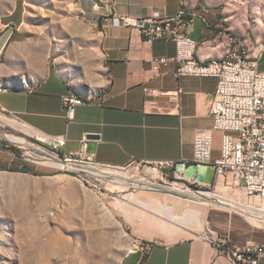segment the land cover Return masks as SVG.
Returning <instances> with one entry per match:
<instances>
[{
	"label": "crops",
	"instance_id": "crops-1",
	"mask_svg": "<svg viewBox=\"0 0 264 264\" xmlns=\"http://www.w3.org/2000/svg\"><path fill=\"white\" fill-rule=\"evenodd\" d=\"M91 1L87 10L92 8L94 15L91 26L97 39L98 67L90 81L93 88L83 97L85 104L76 109L75 121L68 124L64 118L63 98L79 95V90L58 67L49 42L27 36L23 26L9 28V23L0 33V111L13 113L42 134L65 136L66 154L79 151L82 138L88 136L86 151L100 163L122 166L132 160H175L193 164L196 134L211 131L214 125L209 108L217 80L178 79L174 66L161 74L152 72L151 61L175 56V44L165 40L147 43L137 28L114 25L113 18L174 16L184 9L194 19L191 35L199 44L197 57L203 62L222 59L228 51L225 20L208 0ZM79 28L90 33L87 27ZM178 90L181 95L177 99L173 94ZM213 138L215 161L221 156L222 135L214 133ZM23 167L7 155L0 136V172L22 171ZM35 172L47 174L45 169ZM176 173L188 180L177 169ZM220 180L215 174L213 186ZM190 181L209 186L196 179ZM227 186L245 193L236 184ZM121 216L136 237L150 242L148 251L138 248L121 264H235L232 256L222 252L220 242L233 245V249L243 247L248 240L264 244V230L241 212L210 207L205 228L188 238H176L178 229L163 228L144 210L135 208Z\"/></svg>",
	"mask_w": 264,
	"mask_h": 264
},
{
	"label": "rangeland",
	"instance_id": "rangeland-1",
	"mask_svg": "<svg viewBox=\"0 0 264 264\" xmlns=\"http://www.w3.org/2000/svg\"><path fill=\"white\" fill-rule=\"evenodd\" d=\"M208 2L225 20V33L245 36L254 45L264 44V0ZM91 3L0 0V33L9 23L12 29L23 26L27 36L46 39L58 67L84 97L93 88L90 81L96 77L98 67L97 39L91 26L94 15L92 8L87 10ZM79 27H87L90 33ZM261 66L264 67V58ZM5 131L0 128L1 138ZM230 187L222 178L217 187L193 185L194 189L212 191L230 200L252 201ZM164 194L176 197L172 199L181 214L187 205L182 199L187 197L166 189L156 195L135 194L125 187L100 190L92 180H74L56 172L28 174L15 168L0 172V264H121L128 254L138 248L146 251L150 245L136 237L121 216L135 208L148 212L165 229H178L176 238L192 237L205 228L206 218L199 228L188 230L183 219L197 221L199 215L192 208L181 215L171 214L172 209L163 201ZM143 195L148 197L146 203L142 202ZM212 201L216 202L212 208L240 212Z\"/></svg>",
	"mask_w": 264,
	"mask_h": 264
},
{
	"label": "built area",
	"instance_id": "built-area-1",
	"mask_svg": "<svg viewBox=\"0 0 264 264\" xmlns=\"http://www.w3.org/2000/svg\"><path fill=\"white\" fill-rule=\"evenodd\" d=\"M113 24L137 28L147 43L165 40L175 44V56L151 61L152 72L161 74L163 69L174 66L173 74L178 79L217 80L209 108L214 125L211 131L196 134L193 163L214 168L217 177L226 185L242 186L248 200L264 202V67L261 66L264 44L254 45L248 38H238V43H231V36L227 35L230 47L224 58L203 62L197 57L199 44L191 35L194 19L184 9L174 16L115 17ZM180 95L181 90H178L173 97L178 99ZM83 104L84 100H75L72 95L63 98L64 118L68 124L75 121L76 109ZM1 126L8 132L2 138L7 155L31 168L32 172L45 169L74 180L87 178L100 190L115 186L132 192L161 191L181 184L202 197L205 192H212L194 189V182L183 181L178 176L176 168L186 164L184 162L132 160L122 166L104 164L87 153L88 136L82 138L79 151L66 154L65 136L42 134L6 110L0 111ZM214 133L222 135L221 156L215 161L212 156ZM246 244H256V252L234 253L233 245L219 243L222 252L232 256L235 264H264V244L253 240L243 245ZM149 249L150 245L146 251Z\"/></svg>",
	"mask_w": 264,
	"mask_h": 264
},
{
	"label": "bare ground",
	"instance_id": "bare-ground-1",
	"mask_svg": "<svg viewBox=\"0 0 264 264\" xmlns=\"http://www.w3.org/2000/svg\"><path fill=\"white\" fill-rule=\"evenodd\" d=\"M240 40H247V38L244 36L240 38ZM231 43H238V37L231 36ZM263 55H264V47H263ZM72 97L75 100H83V98L79 97L76 94H73ZM3 128V126H1ZM4 129V128H3ZM8 132L5 131V134ZM36 173V172H32ZM121 188V187H117ZM168 190H172L176 192L177 194L181 195L182 197H187L186 199H182L185 202H187L186 208L183 210V213H186L188 210L192 208V210L195 211L197 215H199V220L194 219H183V222L185 223V226H187L191 231H194L193 228H199L201 223L204 221V219L207 216V211L210 207L214 206L216 202L212 201L211 199L215 198L217 199L218 203L222 205H227L229 207H232L240 212L243 213V215L253 224L264 227V202H261L259 200H252L249 203L243 202V201H235L230 200L222 195H218L215 192H205V196L202 197L189 189H184L181 184L173 185L171 187L166 188ZM221 194L224 193L223 190L219 191ZM172 198H176L174 196L165 195L163 198V201H165V204H168L170 208L172 209L171 214H179L176 209V204H174V201ZM147 197L143 195L142 202L146 203ZM107 212L110 213L108 209H106ZM179 214V215H181ZM234 253H242V252H248V253H255L256 252V244H246L241 248L233 249ZM234 260V259H233ZM235 262V260H234Z\"/></svg>",
	"mask_w": 264,
	"mask_h": 264
},
{
	"label": "water",
	"instance_id": "water-1",
	"mask_svg": "<svg viewBox=\"0 0 264 264\" xmlns=\"http://www.w3.org/2000/svg\"><path fill=\"white\" fill-rule=\"evenodd\" d=\"M91 138H96V136H90ZM178 172L185 175L186 179L188 180H194L196 179L197 182L203 183L213 186V183L215 181V170L214 168L210 166L205 165H197L195 163L186 165V164H180L176 168ZM23 173H32V169L29 167H23L22 168Z\"/></svg>",
	"mask_w": 264,
	"mask_h": 264
},
{
	"label": "trees",
	"instance_id": "trees-1",
	"mask_svg": "<svg viewBox=\"0 0 264 264\" xmlns=\"http://www.w3.org/2000/svg\"><path fill=\"white\" fill-rule=\"evenodd\" d=\"M77 95V94H76ZM80 97V95H78ZM82 97V96H81ZM83 98V97H82ZM84 101H86L84 98H83Z\"/></svg>",
	"mask_w": 264,
	"mask_h": 264
}]
</instances>
